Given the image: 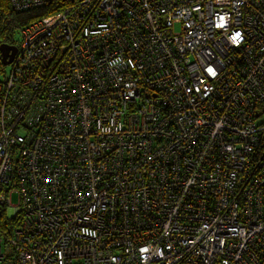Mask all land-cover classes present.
<instances>
[{
	"label": "built area",
	"instance_id": "2783aa9c",
	"mask_svg": "<svg viewBox=\"0 0 264 264\" xmlns=\"http://www.w3.org/2000/svg\"><path fill=\"white\" fill-rule=\"evenodd\" d=\"M81 3L11 43L0 215L21 226L0 264H264V0ZM136 102L141 138L105 142Z\"/></svg>",
	"mask_w": 264,
	"mask_h": 264
},
{
	"label": "trees",
	"instance_id": "16d2710c",
	"mask_svg": "<svg viewBox=\"0 0 264 264\" xmlns=\"http://www.w3.org/2000/svg\"><path fill=\"white\" fill-rule=\"evenodd\" d=\"M82 0H47L46 2L42 3L41 5H35L31 6L28 9H25L24 11L17 12L13 5L11 0H0V13H1V19H0V45L3 43H14V39L17 35V28L18 27H24L28 26L31 23H34L36 21H39L45 17H49L51 15H54L59 12L66 11L67 9H78V13L76 14L77 18L80 19L81 13H83V5L81 3ZM72 12V11H71ZM3 57V56H2ZM57 60V59H56ZM51 70V67L48 68V71ZM83 71L85 69H82ZM10 71V68H8V65H5V62L3 61V58L0 60V83L3 78L4 73H8ZM55 73L60 72L58 70L54 71ZM88 75V72H87ZM141 84L145 83L144 80H140ZM92 83V89L95 90L97 88V85ZM70 89L72 90V86L70 85ZM106 98L103 100L108 101L107 98L109 95L105 96ZM104 105V104H102ZM127 106L123 105H113V108H109V112H115L116 116L120 118L124 123V132L122 131L120 135H113V136H106L104 138L105 142L108 143H118L121 140H127V141H135L140 139L141 137L136 135L133 136L131 134V128L132 124L131 121L133 120V115L136 114L140 117L141 110L143 107V102H136V103H129L126 104ZM98 108H101L98 104ZM161 109V118L167 115V112L170 111V108L164 109V106H159ZM264 112V101L258 102L255 106L253 118L259 123L264 124L263 121H259V116ZM152 130L151 137L156 141V143H162L160 142V136H156V133L153 132L154 128H150ZM23 131V132H22ZM21 133H24V130H20ZM107 149V151H109ZM14 197H17V194H14ZM7 208L3 207L1 210L0 215V233L3 237L2 242V248L3 250L13 249L15 250V247L8 248V245L10 244V239L14 237V228L20 227L21 225L18 223V217L16 218H10L6 215Z\"/></svg>",
	"mask_w": 264,
	"mask_h": 264
},
{
	"label": "water",
	"instance_id": "95a60500",
	"mask_svg": "<svg viewBox=\"0 0 264 264\" xmlns=\"http://www.w3.org/2000/svg\"><path fill=\"white\" fill-rule=\"evenodd\" d=\"M16 46L8 43H3L0 45V51L3 56V61L8 64L12 61L14 54L16 53Z\"/></svg>",
	"mask_w": 264,
	"mask_h": 264
},
{
	"label": "rangeland",
	"instance_id": "374dc122",
	"mask_svg": "<svg viewBox=\"0 0 264 264\" xmlns=\"http://www.w3.org/2000/svg\"><path fill=\"white\" fill-rule=\"evenodd\" d=\"M195 4H198V1H196L195 2ZM52 17H48V19H51ZM47 19V18H46ZM57 19H54V23L53 24H55V23H57V21H56ZM24 27H25V25H24ZM21 28H23V27H18L17 28V35H16V38L18 39V38H20L21 37ZM107 33L108 32H104V33H102V34H100L101 36H105V35H107ZM86 34L87 35H89L90 33L87 31L86 32ZM66 35H68V34H66ZM95 37H98V36H96V35H94ZM8 68H10V65H8ZM253 73H254V70H252V72H251V74H249L248 75V78H253L254 76H253ZM205 87L206 86H208V83L205 81V85H204ZM259 121H263L264 120V112L259 116V119H258ZM23 132V131H22ZM13 202H17V197H14L13 198ZM13 213V210H11V214Z\"/></svg>",
	"mask_w": 264,
	"mask_h": 264
}]
</instances>
